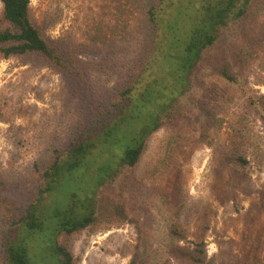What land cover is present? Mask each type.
<instances>
[{
	"label": "rangeland",
	"instance_id": "rangeland-1",
	"mask_svg": "<svg viewBox=\"0 0 264 264\" xmlns=\"http://www.w3.org/2000/svg\"><path fill=\"white\" fill-rule=\"evenodd\" d=\"M147 4V0H31L30 7L34 23L47 39L71 35L77 44L92 48L100 31L129 60L141 51L149 34L141 11ZM108 5H125L135 12L129 32L116 16L118 8L111 23L103 17ZM8 25L0 2V28ZM88 30L95 34L87 35ZM223 63L242 86L212 73L211 65ZM92 76L107 93L118 80L112 75ZM75 86L39 55L28 59L0 55V181L15 183L8 200L20 207L14 210L11 205L12 213H21L35 193L33 162L41 155L48 158L49 147L67 138L81 118L101 108L102 99L91 97L84 99L81 113L74 111V104L67 102L78 103L69 96ZM248 95L264 96V0H254L244 19L222 31L219 44L204 54L194 73L191 91L179 99L164 127L148 138L136 167L125 168L117 185L103 188L106 193L120 183L129 185L128 221L115 218L68 240L61 238L77 264H131L137 254L158 245L163 248L162 264H191L168 252L174 224L187 230L190 239L204 234L208 264H264V122ZM138 107L144 108L119 126L121 132L113 134L111 144L127 145L135 130L142 128L148 109L142 103ZM135 117L138 128L132 126ZM208 124L209 144L200 137ZM239 153L249 162L247 180L241 183L224 163V156ZM5 217L0 207V232L7 233Z\"/></svg>",
	"mask_w": 264,
	"mask_h": 264
},
{
	"label": "trees",
	"instance_id": "trees-1",
	"mask_svg": "<svg viewBox=\"0 0 264 264\" xmlns=\"http://www.w3.org/2000/svg\"><path fill=\"white\" fill-rule=\"evenodd\" d=\"M147 1L141 11L149 34L137 56L128 60L111 45L113 39L108 40V35L100 31L96 32L100 40L92 41V48L77 44L71 35L47 39L32 19L31 0H0L3 17L9 24L0 28V55L4 59L41 56L76 85L69 96L82 103L68 101L67 104H74V111L78 113L84 110V99H102L101 108L94 110L92 116L81 118L67 138L45 151V155L49 152L48 158L41 155L33 162L35 193L21 213H12L11 205L14 210L20 205L8 200L15 183L11 186L9 182L0 181V207L10 228L7 233L0 232V264H77L74 252L61 243V238L68 240L115 218L128 221L125 195L129 185L120 183L106 193L102 192L103 188L117 185L125 168L136 167L148 138L164 127L172 118L176 103L191 91L193 75L204 54L217 47L223 30L246 17L254 2ZM111 6L105 7L103 16L110 23L117 18L113 10L118 8ZM130 9L124 5L116 10V16L128 32L131 18L136 15ZM93 33L92 30L86 32L87 35ZM210 70L226 83L243 85L226 63L219 67L211 65ZM92 73L112 75L118 80L107 93ZM248 102L264 122V96L248 95ZM141 103L148 109L142 128L139 130V117H135L132 126L137 125L138 129L127 140V145L111 144L113 134L121 132L119 126L128 124L135 112L144 108L138 107ZM203 132L201 139L211 143L210 124L204 126ZM102 145L114 150L107 152L100 148ZM224 163L234 169L236 182L247 180L249 162L242 153L224 156ZM175 225L170 229V256L191 264H208L204 234L190 239L187 230ZM181 242L187 246L180 245ZM137 255L131 264H162L164 254L158 245Z\"/></svg>",
	"mask_w": 264,
	"mask_h": 264
}]
</instances>
